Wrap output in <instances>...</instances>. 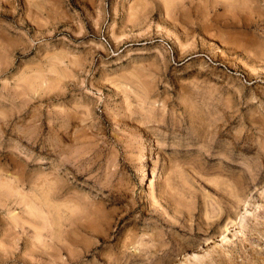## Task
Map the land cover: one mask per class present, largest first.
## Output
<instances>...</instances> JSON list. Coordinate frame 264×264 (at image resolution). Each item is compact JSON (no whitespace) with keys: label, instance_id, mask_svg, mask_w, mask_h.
<instances>
[{"label":"rangeland","instance_id":"374dc122","mask_svg":"<svg viewBox=\"0 0 264 264\" xmlns=\"http://www.w3.org/2000/svg\"><path fill=\"white\" fill-rule=\"evenodd\" d=\"M0 264H264V0H0Z\"/></svg>","mask_w":264,"mask_h":264}]
</instances>
